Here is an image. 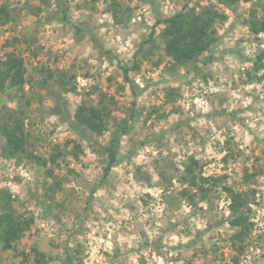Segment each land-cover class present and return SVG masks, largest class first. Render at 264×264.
I'll use <instances>...</instances> for the list:
<instances>
[{
  "label": "rangeland",
  "instance_id": "obj_1",
  "mask_svg": "<svg viewBox=\"0 0 264 264\" xmlns=\"http://www.w3.org/2000/svg\"><path fill=\"white\" fill-rule=\"evenodd\" d=\"M132 2L133 0H0V38L11 34L9 39L0 42V54L5 59L8 53L14 52L23 58L26 70L25 86L28 85L30 90L26 91L24 87L21 93L12 92L10 89L15 88L10 87L8 83L6 88L0 90V161L15 159L18 162L17 167L25 162L33 167L38 166L26 155L12 157L7 150L2 128L13 112L15 117L23 122L28 153L36 155L35 153L48 149L47 155H36L48 158L52 153L60 150L64 156L59 161L72 156L74 161L81 163V157L86 156V153L79 141H87L92 151L100 157L96 161L97 165L103 166L99 177H93L92 180L86 179L81 172L71 167L61 175L57 172V170L63 171L59 163L52 166L54 169L52 177H48L45 168L41 167L46 177L52 180L50 184L47 180L37 181L38 187L44 189L43 198L29 188L31 199L21 201L19 196L13 199V194L7 187H0V192L11 195L8 205H0V212L10 210L16 216L25 218L28 205L32 200H38V206L43 205L45 213L57 224L71 222L73 225L65 244L75 241V248L65 247L61 252L62 246L54 241L47 243L37 241L32 247L30 256L20 252H17V255H24L25 264H84V260L87 259L85 245L88 233L91 232L87 224L92 222L100 224L103 220L105 224L118 226L112 232L113 239L110 241L113 243L112 253H103V249L100 250L105 256L111 255L117 264H148L153 259V254L162 259L164 264H179V261L183 264H218V262L240 264L239 258L246 257L250 247H258V240H264V233L258 232L255 238L251 236V232L257 230V223L250 205L256 204L259 207L260 204L256 200L259 188H248L249 185L258 184L257 177L264 175V167L260 164L262 157L256 156L253 149L252 158L256 161L253 170L250 172L244 167L241 179L233 180L231 184L228 183L232 177L229 176L227 168L230 163H236L237 157L234 153L239 148L231 138L225 141L224 148L220 147L219 140L212 144L214 150L229 151L228 156H222L220 159V164L224 167L219 168L212 175H205L204 169L216 163L215 157L207 161H198L195 157L206 154V146L212 143L214 130L222 133L230 122L247 127L245 121L250 117H246L244 113L252 112L255 115L264 111L255 106L260 103L264 88L253 87L251 92L244 90L249 85L264 83V76L258 75L260 69L264 68V56L257 70L258 58L264 54V49L258 48L254 57L246 56L245 49L241 47L245 43L243 37L237 39L231 47L222 48L225 37L220 35L219 29L227 19L225 16L224 20L215 24L216 42L205 52L209 55L204 57V53L196 61L183 66L189 72L197 71V78L200 79V85L203 87L197 85V93L192 95L193 89L189 86L188 96L185 97L173 83L162 90V96L153 91L145 101L139 102V98L153 86L151 80L141 76L145 71L143 61L155 58L157 50L163 48L165 55L159 57V61L154 66L159 67V63L167 60L166 70L173 78H178L180 66L166 54L164 45L158 44L156 38V28L165 25L164 22L173 16L165 17L162 12H157L156 25L152 27L150 33H145L141 29L148 27L146 21L131 23L130 18L137 10L131 6ZM148 2L159 9L160 5L156 0H148ZM175 3L177 7L183 6L176 14L196 11L197 8L200 12L205 8L216 9L215 5L206 4L205 0H195V7L192 8L188 6L193 0H175ZM237 3L238 0H235L231 5ZM257 3H260V0H257ZM256 7L257 5L253 6L250 20H243L238 15L237 22H242L246 26L251 25L250 32L253 38L247 42L259 44L261 43L259 34L254 33L253 30L260 28L264 23L256 21ZM2 9L8 12V16L1 13ZM45 25L48 26L46 30ZM42 31L59 33L62 44H68L69 39L72 43L66 48H55L51 42L46 41V35H41ZM112 33H114L112 39L122 35L121 45H126L130 36L138 35L140 42H133L137 51H134L132 61L125 62L124 53L117 45H112V40L108 39ZM86 50L88 56L82 59L81 56ZM229 56L234 57L233 63L237 60L241 64L251 63L252 68L243 71L233 69L230 73L228 68L223 67L225 58ZM92 59H95L96 63H91ZM34 61H39L34 65L39 70V79L29 74V65ZM113 62H116L115 68L107 76L96 70L98 65L102 67L108 63L111 67ZM200 63H204L205 69L198 68ZM211 65H220V67L211 70ZM103 71L108 72L109 69L104 68ZM79 72H83L84 80L100 78L104 87L94 83L89 90H81L77 76ZM133 74L142 80L145 79L144 88L136 84ZM245 76L247 79L243 78ZM119 78L123 83H119ZM125 85L128 87L125 88ZM203 88L217 90L204 92ZM233 93L237 95L234 97ZM253 93L258 94L253 96ZM125 94L130 96V99H125ZM153 97L155 102H152ZM248 99H251L252 103L245 105ZM185 100L188 101L187 107L183 103ZM198 100H203L208 111L199 109L196 103ZM103 104L110 112L102 133L95 134L77 124L75 114L80 106L100 108ZM51 116H58L61 124H67L78 137V141L55 143L51 138L54 133L47 135L42 133L39 126L44 125ZM172 117L176 119L173 120ZM200 121L202 123H198ZM259 123L257 122L258 127ZM114 136H119L115 148L117 162L105 175L109 162L108 149ZM124 137H128L126 143H122ZM257 142L264 143L259 137ZM69 145L72 146L71 151H68ZM192 145L203 151L193 153L187 160L178 164L177 156L182 153L186 155L185 150L191 151ZM76 146L80 149L75 148ZM146 146L152 147L157 153L156 156L152 157L151 152L146 153L147 162L136 163L140 150ZM173 147L178 151L174 152ZM74 152L78 155V159L72 155ZM165 152L168 153L167 156ZM261 152L264 154V149ZM240 155L243 153L241 152ZM6 167L5 165L4 170ZM81 167L87 171L91 163ZM189 167L194 168L195 176L203 191H199L200 187H193L185 180ZM115 169L119 171H114ZM154 173L155 177L159 178L155 183ZM199 178H205L207 182H202ZM7 180V177H0V184L7 183ZM173 181H176L180 187L176 188ZM14 182L19 184L22 178L17 175ZM225 187L243 195L245 206L242 212L249 220L248 232L242 241L236 243L233 240L236 229L229 223L232 219L231 203H226L227 211L221 207L225 200H230ZM144 189H160V195L157 197L152 191ZM184 191L190 196L183 195ZM117 192H120L119 196L114 195ZM97 193L100 195L98 196ZM113 200L116 203H112ZM205 203L207 208L200 206ZM185 206L192 210L185 213L183 211ZM156 208L161 210L157 213ZM113 212L115 215L111 214ZM261 219L264 221V218ZM27 220H32V224L35 223V219ZM194 220L197 223L203 222V226L196 228L195 233L192 231L195 225L191 223ZM226 226L228 229H234L227 236V243L223 239L213 243L217 234L224 235L219 230H224ZM174 236L177 237V243L170 245L164 242L165 238ZM180 236H183L187 243L180 241ZM78 237H84L85 243H80ZM120 237H123L122 241ZM132 237L136 239L132 240ZM189 237L193 238L188 239ZM205 237L207 242H204ZM23 239L24 236L16 245H19ZM130 240L132 248L128 247ZM197 244L201 246L197 248ZM50 252L55 255H49ZM142 252H147V257ZM169 252H175L176 255L170 256ZM70 253L74 257L72 262L68 257ZM133 256L136 257L135 260L132 259Z\"/></svg>",
  "mask_w": 264,
  "mask_h": 264
},
{
  "label": "clouds",
  "instance_id": "obj_2",
  "mask_svg": "<svg viewBox=\"0 0 264 264\" xmlns=\"http://www.w3.org/2000/svg\"><path fill=\"white\" fill-rule=\"evenodd\" d=\"M156 3L160 5L159 9L154 8L153 4L151 2H148V0H133L132 7L137 9L131 16L130 20L132 24H137L139 22L146 21L148 27L141 29V31L145 33H150L152 30V27L156 25L157 21V12H162L165 17H171L176 15L177 12L182 10V5L180 7H177L175 0H156ZM205 3L213 4L216 6V9L218 12L221 13L222 16H226L227 19L223 23V27L219 29L220 35L225 37L224 44L221 45L222 48L225 47H231L233 44H235V41L237 39H240L241 37L244 38L245 43L241 45L245 49V55L249 57H254V54L257 53V49H264V31L259 33V39L261 43H248L247 41H250L253 38L252 33L250 32L251 25H244L242 22H237V16L240 15L243 20H250L253 15V6L257 5L255 10V18L256 21L259 23H264V7H260V5H264V0H260V3H257V0H238L237 4L229 6L225 2H221V0H205ZM189 8L195 7V0H193V3L189 4ZM197 13L200 12V9H196ZM105 19H109L108 17H105ZM235 25V27H232ZM231 26V27H230ZM23 28V25H21ZM167 27L166 25H160L156 28V38L157 43L163 45V41L160 39L161 32L163 29ZM48 28L47 25L44 26V29L46 30ZM16 35H20V33H16ZM41 35H46V41L51 42V44L55 48L60 47H68L72 43V41L69 39L68 44H62L61 41V35L59 33L53 34L51 32L45 33V31L41 32ZM112 35L114 33L110 34L108 39L112 40V45H117L119 47L120 51L124 53L123 59L125 62H129L133 60V53L134 51H137L136 45L133 42H140L139 37L137 34H134L128 38L126 45H121V36H116L115 39H112ZM11 34L5 35L4 37L0 38V42L2 40L9 39ZM45 42V41H42ZM112 45H109L110 47ZM166 46V45H165ZM75 54V53H72ZM165 53L163 51V48H160L157 50L155 54V58H149V60L143 61V67L145 69L144 72L141 73V76H146V79L151 80L153 82V86L148 88L147 92L143 94L139 98V102L145 101V99L149 96V93H152L155 91L159 95H163L164 89H167L170 85L175 83V86L179 88L185 97L188 96V87L190 86L193 89L192 95H195L197 93V85H200V79L197 78L198 73L197 71H191L189 72L188 69L184 68L183 66H180L178 69V78H173L172 76H169L167 72L168 67V61L165 60L162 63H159V67L154 66L158 61L159 57L164 56ZM209 54L205 53L204 57H207ZM88 56L87 50L85 51L84 55L81 56V58H85ZM219 56V55H218ZM0 59H4L2 54H0ZM203 59V58H202ZM234 57H226L223 63V67L228 68L229 72L231 73L233 69H240L243 71L244 69H251L252 64L251 63H245L241 64L238 60L233 63ZM91 63H96L95 59H92L90 61ZM39 61H34L31 65H29V74L32 76H35L37 79H39V70L38 68H35L34 65L38 64ZM115 63L113 62L111 67L108 63H105L102 67L97 66L96 70H99L103 76H107L111 73L112 69L115 68ZM216 67H220V65H211V70H214ZM108 68V72H104L103 69ZM199 69H205L204 63H200L198 65ZM35 69V71H33ZM94 70V71H96ZM207 71V70H205ZM259 76H264V68H261L258 72ZM78 76V82L81 86V90H89V88L94 84L98 83L101 87H104L103 82L100 78L97 80H84L82 78L83 72L77 73ZM133 78L136 81V84H138L141 88H144L145 86V79L142 80L141 78L135 76L133 74ZM244 79H247V77H243ZM239 82V81H237ZM119 83H123V80L119 78ZM128 85H125V88H127ZM200 87H203L200 85ZM255 87L256 89L264 88V83L262 84H252L249 85L245 91L251 92L252 88ZM12 92H16L15 89H10ZM26 91L29 90V86H25ZM217 89H208L203 88L204 92L208 91H216ZM258 93H253V96L257 95ZM234 97L237 95V93L232 94ZM95 99V97H93ZM125 99H130V96L125 94ZM152 102H155V97L152 98ZM185 106L187 107L188 101H183ZM197 105L199 106V109L202 108L205 112L208 111L207 106L204 104L203 100L196 101ZM252 103L251 99H248L245 101V105ZM236 105H233L235 107ZM257 108L264 110V95H261L260 97V103L255 105ZM231 111V109H229ZM246 117H250V119H246L247 127L241 125L240 123H229V126L227 129H223L221 132H215L212 137V143L207 145L206 154L204 155H197L195 157L198 161H207L211 160L213 157H215L216 163L210 164L207 169H204L205 175H212L214 172L218 171L219 168H223L224 165L220 164V159L222 156H228L229 151L224 150L220 151V149H213L212 144L215 143L216 140L220 141V147L224 148L225 141H229L231 138L236 144L239 145V148L235 151V156L237 157L236 163H230L227 172L229 176L232 177L231 180H229V184L232 183L233 180H240L241 176L243 175L242 169L244 167H247L249 171L251 172L253 170V165L256 163L255 159L252 158V151L255 149V155L260 156L261 161L260 164L262 167H264V154H262L261 150L264 149V143H258L257 137H259L260 141H264V111L258 112L255 115H253L252 112H246L244 113ZM172 119H176V117H172ZM257 122L259 123V127L257 125ZM202 123V121L198 122ZM40 131L47 135L48 133H54V135L51 137L53 142L55 143H65L68 140L78 141V137L74 132H72L67 124H61L59 122L58 116H51L49 117L45 124L42 126H39ZM128 140V137H124L122 140V143H126ZM82 144V147L84 148V151L86 153V156L81 157V163H77L73 160L72 156H67L64 160L58 161L60 164V168L63 169V171L57 170L58 173L63 175L68 171V169L76 168L77 171L81 172V174L88 180H92L93 177H99L101 170L103 169V166H98L96 161L100 159L99 155L97 153H94L92 151V147L90 146L89 142L87 141H79ZM72 150V146L69 145L68 151ZM48 149H43L40 152L35 153L36 155H47ZM173 151L176 152L178 149L176 147H173ZM203 150H200L196 148L195 146H191V151L185 150L187 153L181 154L177 156V163L179 164L180 161H185L189 156H192L193 153L196 152H202ZM152 153V157L156 156V152L152 147L146 146L145 148L140 150V155L136 160V163H140L142 161H146L145 154L146 153ZM243 153V155H240V153ZM165 155L167 156L168 153L165 152ZM17 161L15 159L13 160H3L0 161V177H7V183L0 184V187H7L11 193L13 194V199H15L17 196H19L20 200H28L31 199L29 195V188H31L32 192H36L39 194L40 198H43L44 195V189L42 187H38L37 181H44L47 180V183H51L52 180L46 177L44 174V171L41 169V167H33L31 165H28L27 162L24 164H20L19 167H17ZM91 163V167L86 171L84 168L81 167V165L89 164ZM6 167V170H4V166ZM51 167V165H49ZM123 167V165L121 166ZM93 169L95 171H93ZM233 169L235 172H233ZM183 170V169H182ZM114 171H119V169H115ZM91 173V174H89ZM19 175L22 178V182L17 184L14 182V178ZM155 177V173H154ZM158 177H155V180H158ZM258 184H252L249 185L248 188L258 187L259 192L256 197L257 202L260 204L259 207L256 206V204L250 205L253 209V215L256 217V223H257V230L251 232V236L255 238L259 233H264V221H262L261 218H264V175H261L257 177ZM173 184L176 188H179L180 185L176 184V181H173ZM186 187V185H185ZM135 190V189H132ZM148 191H152L153 195L159 196L160 195V189H144ZM123 191V189H121ZM99 196L100 193H97ZM114 195L119 196L120 192L115 193ZM112 203H116V201H112ZM226 203H231L230 200H225V203L221 204V207H224L226 209ZM38 200H32V202L27 207V215L26 219L31 218L35 219V223L32 224L31 229L29 232H26L24 234V239L19 243V245L14 246L16 248L15 251L8 250L4 251L2 249V246H0V264H25L24 262V255H17V252L31 255L32 247L36 245L37 241H43L45 243L49 241H54L57 244H60L62 247L60 249L61 252L64 251V248H75L76 242L73 241L71 243L65 244V241L68 239V232L73 227L71 222H66L64 224H57L51 216H48L45 213L44 206L39 205ZM201 207L207 208V204H201ZM161 210V208H156V212L158 213ZM192 209L188 206H185L183 208V211L185 213L190 212ZM111 212V209H109ZM227 211V209H226ZM112 215H115V213H111ZM101 215H104L101 213ZM195 227L192 228L193 233H195L196 228H200L203 226V222L197 223L195 220L191 222ZM87 227L91 229V232L88 233L87 236V243L85 247L87 248L86 256L87 259L84 260V264H117V262L113 261L111 258V255L105 256L103 253H112L113 250V243L112 241V232L115 228H117V225H110L105 224L103 220L100 224H95V222L87 224ZM220 232H223L224 235L221 236L220 234L216 235V240L213 241V243H216L223 239L225 243H227V236L231 234L234 229H228L227 226L224 230H219ZM97 233H99V236H97ZM105 235H107V238L105 239ZM150 235H154V233H150ZM209 235H213V233H209ZM193 237H189L188 239H192ZM80 243H85L84 237H78L77 238ZM132 240L136 239V237H132ZM123 240V237H120V241ZM179 240L187 243V240L184 239L183 236L179 237ZM166 244H175L178 242L177 237H171V238H165L164 241ZM207 242V237H205V241ZM257 246L250 247L248 249V253L246 257L242 256L240 257V264H264V240H258ZM201 245L197 244L196 247L199 248ZM128 247L132 248L133 245L131 243V240L128 243ZM101 249H103V253H101ZM122 251L124 249L122 248ZM142 254L147 257V252H142ZM49 255H55V253L50 252ZM170 256L176 255L175 252H169ZM123 259V257H121ZM133 260L136 259L135 256L132 257ZM148 264H164V261L160 259L159 257H156L155 254H153V259L148 262ZM179 264H183L182 261H179ZM219 264V262H218Z\"/></svg>",
  "mask_w": 264,
  "mask_h": 264
},
{
  "label": "trees",
  "instance_id": "obj_3",
  "mask_svg": "<svg viewBox=\"0 0 264 264\" xmlns=\"http://www.w3.org/2000/svg\"><path fill=\"white\" fill-rule=\"evenodd\" d=\"M235 0H221L229 6ZM5 16L8 12L5 9L1 10ZM225 16H222L214 8H205L201 12L196 11L180 12L164 23L167 27L161 32L160 39L163 41L166 54L172 58L178 66H185L196 61L201 55L207 52L216 42L215 24L217 21H222ZM259 34L264 31V24L253 30ZM166 45V46H165ZM264 54L258 58L257 70L263 60ZM24 60L21 56L14 52L8 53L4 60L0 61V90L10 87L15 88L17 92H23L26 84ZM8 83V84H7ZM104 99V98H103ZM110 110L103 104L102 107H89L86 105L80 106L75 114L76 122L79 126L90 130L93 133L100 134L105 130L106 118L109 116ZM9 121L3 125L2 131L6 140L7 150L12 157L26 155L30 160H33L38 166L45 168L46 175L52 177L54 169L52 166L58 164V161L64 154L58 150L52 153L48 158L36 156L27 152V139L24 131V125L20 118L15 117L12 112L9 115ZM11 121V123H10ZM125 132V129L123 130ZM119 136H114L111 140L108 149L109 162L105 169L107 175L111 167L117 162V154L115 152L118 144ZM75 148L80 149L79 146ZM72 155L78 159L76 152ZM197 164V162H194ZM51 165V167H48ZM202 182H207L205 178H199ZM185 180L191 186L199 188V182L195 176L194 168H187V176ZM225 191L231 200L230 211L232 219L230 225L236 229L233 236L234 243L243 240L249 230V220L243 214L242 209L245 206L243 195L234 192L231 188L225 187ZM199 191H203L200 187ZM183 195L190 194L187 191ZM192 197V196H191ZM11 201V195L0 192V205H8ZM3 207V206H2ZM32 220L16 216L13 211L7 210L0 212V246L4 251L15 250L16 244L22 239L25 232L30 229ZM69 261H73L74 257L70 253Z\"/></svg>",
  "mask_w": 264,
  "mask_h": 264
}]
</instances>
